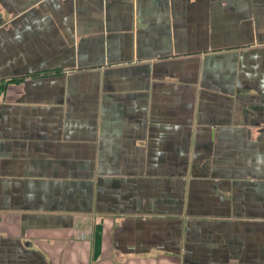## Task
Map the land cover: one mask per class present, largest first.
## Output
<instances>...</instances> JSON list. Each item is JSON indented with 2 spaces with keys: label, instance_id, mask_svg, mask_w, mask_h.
Listing matches in <instances>:
<instances>
[{
  "label": "crops",
  "instance_id": "0c3cea01",
  "mask_svg": "<svg viewBox=\"0 0 264 264\" xmlns=\"http://www.w3.org/2000/svg\"><path fill=\"white\" fill-rule=\"evenodd\" d=\"M0 264H264V0H0Z\"/></svg>",
  "mask_w": 264,
  "mask_h": 264
}]
</instances>
